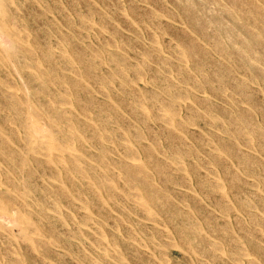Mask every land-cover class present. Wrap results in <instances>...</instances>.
I'll list each match as a JSON object with an SVG mask.
<instances>
[{
  "label": "rangeland",
  "instance_id": "374dc122",
  "mask_svg": "<svg viewBox=\"0 0 264 264\" xmlns=\"http://www.w3.org/2000/svg\"><path fill=\"white\" fill-rule=\"evenodd\" d=\"M58 1L59 0H0V127L2 126L0 128V142L5 139L2 142L3 144L0 143V145H2V147H0V200L2 202V206L5 207L6 211L8 210V214L13 216L15 221H13V223L12 221L8 222L0 218V264H21V262L22 264H119L120 262L123 264H252L253 262L254 264H264V0H179L180 2L178 0H60L59 3ZM6 6L10 10H7ZM94 11L95 13H92ZM256 12L258 13V16ZM85 14L88 15V17ZM148 15H150V17ZM85 16L87 20L85 19ZM68 17H70V19ZM151 17L153 20H151ZM10 19L11 21L14 20L15 23L18 21L16 26L13 24L14 21L11 22ZM81 22L85 23L83 24ZM97 22H99L100 25ZM135 22H137V24H135ZM183 23L184 25H182ZM12 25L15 27L13 26V28ZM5 27L7 30H5ZM10 27H12V29ZM85 29H87V31ZM116 30H118V32ZM192 30L195 33H193ZM23 31H25V34ZM114 31L115 33L117 32L116 34L118 35L115 36ZM196 33L197 36L195 35ZM140 34L143 36V39ZM81 35L82 38H84L83 40L81 39ZM85 35H88L89 39H87ZM25 36L27 38L29 37V39H25ZM228 36L230 37L229 40H227ZM128 38L131 40V43ZM153 38H155L154 42L152 40ZM241 38H244V40L247 42ZM6 39L10 41V43H8ZM64 39L66 44L64 43ZM231 39L232 41H230ZM102 40H105V44L108 43L107 46L109 44L110 45L107 47L104 44V46L103 43H101L103 42ZM146 40L150 41L147 42ZM3 41L7 44H5ZM222 42H224V44ZM31 43L34 44L33 46L35 48ZM114 43L117 44V47ZM169 44L171 46H169ZM217 44L220 45L218 48L215 47ZM111 45L115 46V48L111 47ZM60 46L61 48H59ZM221 46L223 50L225 48L224 51L221 49ZM18 47L21 48V54H18L19 52L17 53V51L20 50ZM227 48L229 50H227ZM183 49L186 51L189 49L187 51L188 53H186V51ZM220 49L222 51H220ZM52 50H54L55 53H53ZM98 50L101 51L102 54H100L101 52L99 53ZM24 51L25 53L27 51L26 55L23 53ZM29 54L31 55L29 56ZM170 54L173 56L171 57ZM220 54H222V56ZM14 55L19 58L14 57ZM44 55H48L49 57ZM50 55L53 59H51ZM145 55H150V58H145ZM1 56L3 57V60ZM90 57H93L95 61H92L93 58L91 59ZM134 58L136 59L135 61ZM151 58L154 60L152 61ZM112 59L116 60V62H113ZM162 59H164V61ZM169 59H171V62ZM254 59H258L259 63H257V60L255 62ZM88 60L90 61L88 62ZM182 60L183 62L181 63ZM228 60L231 63H228ZM15 61H17L16 63L19 65H16V63H14ZM20 61L23 62L21 63ZM37 61L39 62L37 63ZM91 61L94 62V64L91 63ZM218 61L219 64L217 63ZM34 62L37 64H34ZM120 62H123V64ZM165 62L168 63L165 64ZM69 63L70 65H68ZM74 63L75 66L73 65V67H71ZM54 65L58 67L55 69ZM120 65H123L124 67L120 68ZM145 65L147 67H145ZM89 66L92 70L89 69ZM161 66L162 70L160 69ZM6 67L8 68L6 69ZM31 67H36V70ZM148 67H150V70ZM239 67L243 68L240 70ZM247 67L249 68L247 69ZM126 68L127 72L125 71ZM178 68L180 69L179 71H177ZM100 69H102V71ZM112 69H114V72ZM168 69L170 71H167ZM50 70L51 73H49ZM116 71H118V74H115ZM121 71L124 72V75L126 74V77L121 73ZM141 72L143 74H141ZM167 72L168 74H166ZM169 72L171 73L169 74ZM193 72H195V74ZM45 73L46 76H44ZM111 74L114 79L112 78ZM144 74H146V76ZM161 74L163 76H161ZM56 75L57 78H55ZM61 76H63V78ZM195 76L199 79L194 80ZM48 77L49 79H46ZM86 77H89L91 81L86 82L87 80H90ZM144 77L147 78L145 79ZM206 77L208 78V81H206ZM251 77L252 79H250ZM19 79L23 82L22 84ZM12 80H14L13 83L11 82ZM179 80L183 82L180 83ZM125 81L126 83H124ZM198 82L199 84L197 85ZM212 82L214 85H212ZM88 83L91 85L89 86ZM255 83H258V85ZM167 84L170 86H167ZM11 85L14 87H11ZM15 85H18L19 88L17 86L15 87ZM199 85L202 86L200 87ZM172 86L174 89H172ZM197 86L199 89H197ZM223 86L226 87L224 88ZM43 87L45 88V92L43 91ZM166 88L167 90H165ZM40 89H42L43 92H41ZM221 89H223L222 92ZM99 90L100 92L102 91L103 94L96 93ZM121 90L123 91V94ZM178 91H181L182 94L178 93ZM14 92L16 94H14ZM174 92L178 94H173ZM104 93L106 95L108 93V97L104 95ZM169 93L172 95H168ZM190 94L194 95L195 98L193 99L194 96L192 97ZM229 94L233 96L231 97L230 95L232 100L229 97ZM6 96L7 98H5ZM16 96H18L17 102L15 100L17 99ZM169 96L175 97L172 99L173 97L170 98ZM37 99L39 101L36 104ZM64 99L65 101H68H66L67 104L65 103ZM58 100L62 101L58 102ZM79 100H81L82 103H80ZM208 100L211 101L209 102ZM18 101H20L19 105ZM22 101H24L23 103L25 104H23ZM60 102L61 104H59ZM116 102H118V104ZM134 102L137 103V105ZM169 103L171 106H169ZM21 106L23 109L20 108ZM229 106H231V108ZM48 107L50 108L48 109ZM171 107L176 111L174 112ZM81 108L84 109L82 110ZM168 108L169 110H167ZM41 109H43V111H41ZM64 109H66L65 112ZM134 109L137 110L134 111ZM160 109H162V111ZM85 112L88 113L85 114ZM39 113L43 115L40 116ZM62 113H64L63 115L65 118L63 117ZM82 113L84 114L82 115ZM173 113H175L177 116ZM231 113L232 115H230ZM21 114H24V116ZM49 114L56 121H54L52 117L49 116ZM150 114L152 115L150 116ZM154 115H159L158 118L161 117V120L157 119V117ZM35 116L39 119L43 117V119L41 118L40 121L45 125L47 130L49 129L50 137L53 141L51 147L43 144L37 134L33 132L29 122L31 119H36ZM58 116L63 118V120L58 118L61 120V122L57 119ZM190 116L193 120L189 118ZM194 116L197 119H195ZM10 117L12 119L9 121ZM187 117L189 120H187ZM236 117H240V119ZM50 118L52 120H50ZM115 118L117 120H115ZM147 118H149V122L147 121ZM167 118H169L168 121ZM69 119L71 120L70 123ZM237 119L239 122H237ZM143 120L147 122L143 123ZM23 121L25 122L23 123ZM164 121L168 124H166ZM189 121H192L191 125ZM243 121L244 124L242 123ZM56 122L57 124L55 125ZM93 123L95 125L97 124L96 127H94L95 125ZM177 123L181 126L183 124V130ZM214 125L217 127H214ZM137 127H141V129H138ZM178 128L181 130H176ZM240 128L241 130H238ZM252 128L255 133L253 132ZM258 128L261 129L259 130ZM25 129L26 132L24 131ZM53 129L55 132L57 131L56 133H58V136ZM61 129L65 131H62ZM111 130L113 132H111ZM126 130L130 132H127ZM140 130H143L142 133L144 134H141ZM157 130L158 132H156ZM241 132L243 133L240 134ZM26 133L30 139L26 136ZM74 133L76 135H74ZM105 134L107 136H105ZM132 134L135 136L134 139ZM135 134L137 136L140 135L139 139H136L137 136ZM254 134L256 135L254 136ZM68 135L69 138L71 137L70 139L67 137ZM130 136H132V138ZM252 136H254V138ZM8 137L14 142H11ZM91 137L93 138L90 139ZM64 138L65 141L68 140L65 142L66 144L63 142ZM106 138H108V142ZM23 140L24 142L26 141V144H28L24 145L25 143ZM69 140L72 142L68 143ZM60 142L62 144H60ZM158 142H160V144H158ZM56 143L60 148L57 147ZM38 144L41 148L38 147ZM155 144L157 145V150L155 149ZM149 145L151 146L149 147ZM190 145H192V148L194 147L192 151ZM16 146L20 147L17 148ZM25 146H27L26 149ZM35 146L40 149V153L38 148L36 149ZM250 146L251 148H249ZM97 149L101 150L98 151ZM195 149H197L198 153ZM220 149L222 153L220 152ZM177 150L179 154L177 153ZM15 151L17 152L15 153ZM164 151L167 152L166 156H164ZM188 151L189 154L187 153ZM12 152L15 154V156ZM229 152H231L232 155ZM53 154H57V156H54ZM123 154L126 155L123 156ZM227 154L229 155L227 156ZM19 155H23L24 157H19ZM12 157L14 159H12ZM103 157L105 160H103ZM173 158H178L179 160L177 159V161ZM73 159L74 161H72ZM115 161L117 166L115 165ZM143 161L146 163H143ZM58 162L63 166L61 167ZM213 163H217L218 168H216V164L213 166ZM104 164H106V166ZM131 164L134 165L131 167ZM7 165L10 166V168L7 167ZM107 165L108 168H106ZM111 165H115L116 168H113L114 166ZM126 165H129L130 171ZM64 166L68 167L66 169L69 171H67ZM91 166L97 168V170L93 169ZM135 166H139V168ZM155 167L157 169V173L154 171ZM33 168H37V171L34 169L37 174L33 172ZM72 168L73 172H71ZM104 168L110 175L107 174ZM141 168L144 169L141 170ZM74 169L80 170L75 171ZM91 169L92 171L95 170V173L90 171ZM114 170L115 172L112 173ZM139 170H144L143 174ZM243 170L248 174H246ZM29 171L32 172L30 173ZM43 171L44 173L42 174ZM57 171L59 172L57 173ZM88 171L90 172L88 173ZM126 171L129 172L126 173ZM5 172L7 176L5 175ZM210 172L211 175L209 174ZM15 174L18 177L14 176ZM66 174H68L67 177ZM157 174H160V176H157ZM214 174L217 175V178ZM233 174H235V177ZM3 175L6 176V178L3 177ZM42 175L44 176L43 178ZM45 175L48 176L46 177ZM114 175L115 177H113ZM147 175H149V177ZM165 175L167 177H165ZM236 175L238 176L236 177ZM124 176L125 178H123ZM129 176L130 179H128ZM8 177L11 179L8 180ZM22 177L24 178L23 180ZM93 177L95 178L94 181H92ZM132 179L136 181L134 182ZM5 180L6 183L4 184ZM96 180L99 182L95 183ZM125 180L130 182V186ZM146 180H148V182ZM101 181H105V183L103 184ZM116 182L117 184H115ZM136 182H139V185L136 186ZM169 182H171V184ZM247 182L249 185L246 184ZM252 182L255 185L257 184L256 187L255 185L254 187H251V185L253 186ZM88 183L91 185H88ZM101 184H103L104 188L101 187ZM189 184H191V186ZM17 185L20 187H18L19 190H16ZM61 186L62 188H60ZM106 186L109 188L106 189ZM138 187L141 188V191L138 189ZM112 188L113 190L116 189V191H113ZM55 190H57L59 193H57ZM108 190L112 191L109 192ZM155 191L160 192L156 195ZM3 192L4 194H1ZM146 196H148V200ZM78 197L79 199L76 200ZM8 201L12 202L7 204ZM90 201H93V203H90ZM151 203L154 206H152ZM53 204L55 205L53 206ZM241 204L245 206V208L243 206L241 207ZM22 206L25 208V210ZM232 208L234 209L232 210ZM239 211H241L243 214L239 213ZM29 213L32 215L30 216ZM97 219L98 221H96ZM146 219L148 221H146ZM160 220L162 222H160ZM227 220L229 221L228 223L226 222ZM197 221L200 223H197ZM196 223L197 227H193L192 225ZM30 224L33 226V228ZM228 224L230 225L228 226ZM221 226H223V229ZM232 226L234 231L230 230L232 229ZM198 228L202 230L201 233ZM71 231H73V233H71ZM97 234L102 235L100 237ZM52 235L56 241L53 239ZM168 235H172V237H169ZM22 237H24V239ZM34 238H36L38 241ZM172 238L173 240H171ZM178 238L182 239V241H180ZM216 238L219 241L216 240ZM34 240L37 243H35ZM39 240L41 241L39 242ZM52 240L55 241V243ZM188 241H192L193 243H190L189 245ZM218 242L219 244H217ZM166 243L171 246H168ZM179 243H181L182 246H179ZM42 245L45 246L43 247ZM145 245H147V247ZM213 245L216 247L213 248ZM219 245H222V250H220L221 246ZM46 246L50 248L48 249ZM242 247L244 251L241 250ZM13 249L15 253L13 252ZM162 251H165L166 256L167 254L168 256L166 257L164 252V254H162ZM237 252L239 256H237ZM252 254L254 255L252 256ZM160 257L161 259H159ZM212 257H215V261L212 259ZM15 258L18 259L16 260ZM259 258H261V261ZM253 259L256 261H252ZM199 261H201V263Z\"/></svg>",
  "mask_w": 264,
  "mask_h": 264
},
{
  "label": "bare ground",
  "instance_id": "6f19581e",
  "mask_svg": "<svg viewBox=\"0 0 264 264\" xmlns=\"http://www.w3.org/2000/svg\"><path fill=\"white\" fill-rule=\"evenodd\" d=\"M9 1H10V0H9ZM36 1H39V0H36ZM59 1H60V0H59ZM59 1H58V3H59ZM144 1H145V0H144ZM178 1H179V0H178ZM46 2H47V1H46ZM121 2H122V1H121ZM179 2H180V1H179ZM191 2H192V1H191ZM258 2H259V1H258ZM61 3H62V2H61ZM188 3H189V2H188ZM260 4H261V3H260ZM46 5H47V4H46ZM122 5H123V4H122ZM114 6H115V5H114ZM108 7H109V6H108ZM192 7H193V5H192ZM248 7H249V6H248ZM6 8H7V10L9 9L7 6H6ZM48 8H49V7H48ZM62 8H63V6H62ZM89 8H91V7H89ZM128 8H129V7H128ZM162 8H163V7H162ZM173 8H174V7H173ZM175 8H176V7H175ZM232 8H233V7H232ZM253 8H254V7H253ZM258 8H259V7H258ZM263 8H264V7H263ZM45 9H46V8H45ZM50 9H51V8H50ZM123 9H124V7H123ZM9 10H10V9H9ZM16 10H17V9H16ZM64 10H65V9H64ZM110 10H111V9H110ZM118 10H119V9H118ZM167 10H168V9H167ZM176 10H177V9H176ZM120 11H121V10H120ZM259 11H260V10H259ZM10 12H11V11H10ZM46 12H47V11H46ZM48 12H49V10H48ZM98 12H99V11H98ZM111 12H113V11H111ZM114 12H115V11H114ZM159 12H161V11H159ZM49 13H50V12H49ZM51 13H52V12H51ZM92 13H95V11L92 12ZM99 13H100V12H99ZM104 13H105V12H104ZM108 13H109V12H108ZM125 13H126V12H125ZM161 13H162V12H161ZM249 13H250V11H249ZM249 13H247V14H249ZM252 13H253V12H252ZM256 13H257V12H256ZM78 14H79V13H78ZM80 14H81V13H80ZM253 14H254V13H253ZM253 14H250V15H253ZM51 15H53V14H51ZM83 15H84V14H83ZM85 15H86V14H85ZM94 15H95V14H94ZM156 15H157V14H156ZM159 15H161V14H159ZM168 15H169V14H168ZM174 15H175V14H174ZM219 15H220V14H219ZM259 15H260V14H259ZM13 16H14V15H13ZM86 16L88 17V15H86ZM86 16H85V19H86ZM98 16H99V15H98ZM125 16H126V15H125ZM148 16L150 17V15H148ZM169 16H170V15H169ZM176 16H177V15H176ZM204 16H205V15H204ZM257 16H258V13H257ZM77 17H78V16H77ZM79 17H80V16H79ZM83 17H84V16H83ZM100 17H101V16H100ZM109 17H110V16H109ZM173 17H174V16H173ZM179 17H180V16H179ZM16 18H17V17H16ZM68 18L70 19V17H68ZM80 18H81V17H80ZM167 18H168V17H167ZM13 19H14V17H13ZM13 19H12V20H13ZM69 19H68V21H69ZM88 19H89V18H88ZM93 19H94V18H93ZM112 19H113V18H112ZM255 19H256V18H255ZM14 20H15V19H14ZM14 20H13V21H14ZM86 20H87V19H86ZM103 20H104V19H103ZM113 20H115V19H113ZM151 20H153L152 17H151ZM10 21H11V19H10ZM10 21H9V22H10ZM13 21H11V22H13ZM81 21H82V20H81ZM83 21H84V20H83ZM174 21H175V19H174ZM9 22H8V23H9ZM17 22H18V21H17ZM17 22H16V23H17ZM74 22H75V20H74ZM104 22H105V21H104ZM144 22H145V21H144ZM181 22H183V21H181ZM239 22H240V21H239ZM255 22H256V21H255ZM16 23H15V21L13 22V24H15V26H16ZM72 23H73V22H72ZM81 23H83V22H81ZM84 23H85V22H84ZM84 23H83V24H84ZM93 23H94V21H93ZM97 23L100 25L99 22H97ZM115 23H116V22H115ZM263 23H264V22H263ZM10 24H11V23H10ZM10 24H9V25H10ZM18 24H19V23H18ZM83 24H82V25H83ZM88 24H89V23H88ZM98 24H96V25H98ZM119 24H120V23H119ZM135 24H137V22H135ZM210 24H211V23H210ZM55 25H56V24H55ZM161 25H162V23H161ZM161 25H160V26H161ZM182 25H184V23H183ZM182 25H181V26H182ZM187 25H188V24H187ZM13 26H14V25H12V27H13ZM15 26H14V27H15ZM22 26H23V25H22ZM80 26H81V25H80ZM84 26H85V25H84ZM86 26H87V25H86ZM90 26H91V24H90ZM101 26H102V23H101ZM103 26H104V25H103ZM105 26H107V25H105ZM163 26H164V25H163ZM12 27H10V28L12 29ZM14 27H13V28H14ZM99 27H100V26H99ZM157 27H158V26H157ZM157 27H156V28H157ZM5 28H6V27H5ZM22 28H23V27H22ZM24 28H25V27H24ZM79 28H80V27H79ZM92 28H93V27H92ZM100 28H101V27H100ZM159 28H160V27H159ZM67 29H68V28H67ZM89 29H90V28H89ZM104 29H105V28H104ZM218 29H219V28H218ZM230 29H231V27H230ZM5 30H7V28H6ZM24 30H25V29H24ZM68 30H69V29H68ZM85 30L87 31V29H85ZM107 30H108V28H107ZM125 30H126V29H125ZM261 30H262V29H261ZM30 31H31V29H30ZM102 31H103V30H102ZM116 31L118 32V30H116ZM128 31H130V30H128ZM145 31H146V30H145ZM192 31H193V30H192ZM23 32H24V34H25V31H23ZM82 32H83V30H82ZM117 32H116V33H117ZM130 32H131V31H130ZM163 32H164V31H163ZM30 33H31V32H30ZM105 33H106V32H105ZM112 33H113V31H112ZM114 33H115V31H114ZM116 33H115V36L118 35V34H116ZM128 33H129V32H128ZM193 33H195V32L193 31ZM18 34H19V33H18ZM27 34H28V33H27ZM106 34H107V33H106ZM136 34H137V32H136ZM142 34H143V33H142ZM146 34H147V33H146ZM73 35H74V34H73ZM73 35H72V39H73ZM100 35H101V34H100ZM100 35H99V37H100ZM112 35H113V34H112ZM112 35H111V37H112ZM154 35H155V33H154ZM195 35L197 36V33H196ZM232 35H233V33H232ZM1 36H2V34H1ZM19 36H20V35H19ZM28 36H29V34H28ZM50 36H51V35H50ZM85 36H86V35H85ZM92 36H93V35H92ZM136 36H137V35H136ZM140 36H141V34H140ZM140 36H139V37H140ZM160 36H161V35H160ZM261 36H262V35H261ZM25 37H26V36H25ZM64 37H65V36H64ZM83 37H84V36H83ZM93 37H94V36H93ZM113 37H114V36H113ZM141 37H142V39H143V36H141ZM204 37H205V36H204ZM257 37H258V36H257ZM2 38H3V37H2ZM4 38H5V37H4ZM19 38H20V37H19ZM65 38H66V37H65ZM68 38H69V37H68ZM86 38L89 39V38H88V35L86 36ZM20 39H21V38H20ZM23 39H24V36H23ZM25 39H29V37H28V38L26 37ZM66 39H67V38H66ZM81 39H82V40L84 39V38H82V35H81ZM97 39H99V38H97ZM104 39H106V38H104ZM128 39H129V38H128ZM142 39H141V40H142ZM154 39H155V38L152 39L153 42H154ZM157 39H158V38H157ZM201 39H204V38H201ZM218 39H219V38H218ZM229 39H230V37L228 36V39H227V40H229ZM241 39L244 40V38H241ZM78 40H79V39H78ZM129 40H130V39H129ZM199 40H200V39H199ZM221 40H222V39H221ZM6 41H8V40L6 39ZM21 41H22V40H21ZM50 41H51V40H50ZM62 41H63V40H62ZM102 41H103V40H102ZM104 41H105V40H104ZM104 41L101 42V43H103V45L105 44ZM107 41H108V40H107ZM120 41H121V40H120ZM142 41H143V40H142ZM146 41H147V40H146ZM149 41H150V40H148L147 42H149ZM172 41H173V40H172ZM200 41H201V40H200ZM212 41H213V40H212ZM216 41H217V40H216ZM230 41H232V39H231ZM244 41H246V40H244ZM3 42H4V41H3ZM80 42H81V41H80ZM83 42H84V41H83ZM143 42H144V41H143ZM219 42H221V41H219ZM227 42H228V41H227ZM246 42H247V41H246ZM4 43H5V42H4ZM8 43H10V41H8ZM62 43H63V42H62ZM64 43H65V39H64ZM115 43H116V42H115ZM115 43H114V44H115ZM130 43H131V40H130ZM162 43H164V42H162ZM170 43H172V42H170ZM222 43L224 44V42H222ZM233 43H234V42H233ZM233 43H232V44H233ZM5 44H7V43H5ZM31 44H32V43H31ZM65 44H66V43H65ZM94 44H95V43H94ZM107 44H108V43H107ZM107 44H105V45L107 46ZM114 44H113V45H114ZM124 44H126V43H124ZM124 44H123V46H124ZM151 44H152V42H151ZM153 44H154V43H153ZM191 44H192V43H191ZM194 44H195V43H194ZM207 44H208V43H207ZM8 45H9V44H8ZM33 45H34V44H32V46H33ZM50 45H52V44H50ZM88 45H90V44H88ZM88 45H87V46H88ZM105 45H104V46H105ZM109 45H110V44H109ZM109 45H108V46H109ZM192 45H193V44H192ZM199 45H200V44H199ZM19 46H20V45H19ZM38 46H39V45H38ZM68 46H69V44H68ZM96 46H97V45H96ZM108 46H107V47H108ZM115 46L117 47V44H115ZM115 46H112V45H111V47H114V48H115ZM127 46H128V45H127ZM129 46H130V44H129ZM169 46H171V45L169 44ZM179 46H180V45H179ZM181 46H182V45H181ZM209 46H210V44H209ZM218 46H220V45L217 44L215 47L218 48ZM223 46H224V45H223ZM234 46H235V44H234ZM246 46H247V45H246ZM25 47H26V46H25ZM25 47H24V48H25ZM33 47H34V46H33ZM90 47H92V46H90ZM98 47H99V46H98ZM121 47H122V46H121ZM159 47H160V42H159ZM159 47H158V49H159ZM175 47H176V46H175ZM211 47H212V45H211ZM215 47H214V48H215ZM242 47H243V45H242ZM18 48H19L20 50L17 51V53L19 52L18 54H21V52H22V51H21V48H20V47H18ZM34 48H35V47H34ZM36 48H37V47H36ZM54 48H55V47H54ZM59 48H61V46H60ZM103 48H105V47H103ZM183 48H184V47H183ZM214 48H213V49H214ZM223 48H224V47H223ZM16 49H17V48H16ZM22 49H23V48H22ZM88 49H89V48H88ZM97 49H98V48H97ZM100 49H102V48H100ZM105 49H106V48H105ZM105 49H104V50H105ZM118 49H119V48H118ZM153 49H155V48H153ZM221 49H222V46H221ZM221 49H220V51L223 50V49H222V50H221ZM237 49L239 50L238 47H237ZM2 50H3V49H2ZM17 50H18V49H17ZM24 50H25V49H24ZM38 50H39V49H38ZM38 50H37V51H38ZM48 50H49V47H48ZM59 50H60V49H59ZM63 50H64V49H63ZM89 50H90V49H89ZM92 50H93V49H92ZM92 50H91V51H92ZM119 50H121V49H119ZM183 50H185V49H183ZM188 50H189V49H188ZM188 50H187V51H188ZM209 50H210V49H209ZM224 50H225V48H224ZM224 50H223V51H224ZM227 50H229V49L227 48ZM27 51H28V50H27ZM27 51H26V53H25V51H24L23 53H25V55H26V54H27ZM31 51H32V50H31ZM35 51H36V50H35ZM52 51H53V53H55L54 50H52ZM52 51H51V52H52ZM78 51H79V50H78ZM98 51H99V50H98ZM124 51H125V50H124ZM124 51H123V52H124ZM130 51H132V50H130ZM165 51H166V49H165ZM185 51H186V50H185ZM187 51H186V53H188ZM207 51H208V50H207ZM207 51H206V53H207ZM212 51H213V50H212ZM218 51H219V50H218ZM257 51H258V50H257ZM5 52H6V51H5ZM33 52H34V51H33ZM48 52H49V51H48ZM80 52H81V51H80ZM92 52H93V51H92ZM100 52H101V51H99V53H100ZM106 52H107V51H106ZM108 52H110V51H108ZM133 52H134V51H133ZM140 52H141V51H140ZM210 52H211V51H210ZM29 53H30V52H29ZM125 53H127V52H125ZM143 53H144V51H143ZM179 53H180V50H179ZM208 53H209V52H208ZM211 53H212V52H211ZM217 53H218V52H217ZM219 53H222V52H219ZM227 53H228V52H227ZM3 54H4V52H3ZM51 54H52V53H51ZM82 54H83V53H82ZM100 54H102V52H101ZM110 54H111V53H110ZM141 54H142V53H141ZM144 54H145V53H144ZM153 54H154V53H153ZM209 54H210V53H209ZM209 54H208V55H209ZM8 55H9V54H8ZM30 55H31V54H29V56H30ZM150 55H151V53H150ZM150 55H149V56H146V55H145V58H146V57H149V58H150ZM216 55H217V54H216ZM220 55L222 56V54H220ZM22 56H23V55H22ZM44 56L49 57L48 55H44ZM50 56H51V55H50ZM54 56H55V55H54ZM72 56H73V52H72ZM77 56H78V55H77ZM98 56H99V54H98ZM112 56H114V55H112ZM139 56H141V55H139ZM170 56H171V54H170ZM172 56H173V55H172ZM172 56H171V57H172ZM189 56H190V55H189ZM229 56H230V55H229ZM1 57H2V56H1ZM8 57H9V56H8ZM14 57H17V56L14 55ZM33 57H34V56H33ZM33 57H32V58H33ZM36 57H37V54H36ZM41 57H42V56H41ZM41 57H40V59H41ZM66 57H67V56H66ZM103 57H104V56H103ZM103 57H102V58H103ZM107 57H109V56H107ZM115 57H116V56H115ZM151 57H152V56H151ZM207 57H208V56H207ZM218 57H219V54H218ZM230 57H232V56H230ZM17 58H19V57H17ZM54 58H55V57H54ZM61 58H62V57H61ZM90 58L92 59L93 57H90ZM117 58H118V57H117ZM124 58H125V56H124ZM131 58H132V57H131ZM159 58H160V57H159ZM177 58H178V56H177ZM222 58H223V57H222ZM255 58H256V56H255ZM22 59H23V58H22ZM27 59H28V58H27ZM29 59H30V58H29ZM37 59H38V58H37ZM37 59H36V60H37ZM44 59H45V58H44ZM51 59H53L52 56H51ZM88 59H89V58H88ZM104 59H105V57H104ZM113 59H114V57H113ZM113 59H112V61H113V62H116V60H113ZM151 59H152V58H151ZM157 59H158V58H157ZM166 59H167V58H166ZM181 59H182V58H181ZM190 59H191V57H190ZM2 60H3V57H2ZM2 60H1V61H2ZM36 60H35V62H36ZM45 60H46V59H45ZM48 60H49V58H48ZM55 60H56V59H55ZM65 60H66V59H65ZM117 60H118V59H117ZM135 60H136V59L134 58V61H135ZM153 60H154V59H152V61H153ZM162 60L164 61V59H162ZM162 60H161V62H162ZM170 60H171V59H169V61H170ZM178 60H179V58H178ZM233 60H234V59H233ZM254 60H255V59H254ZM256 60H257V63H259L258 59H256ZM256 60H255V62H256ZM18 61H19V60H18ZM59 61H60V60H59ZM89 61H90V60H88V62H89ZM92 61H95L94 58H93ZM92 61H91V63L94 64V62H92ZM103 61H104V60H103ZM112 61H111V62H112ZM118 61H120V60H118ZM137 61H138V60H137ZM169 61H168V62H169ZM4 62H5V61H4ZM16 62H17V61H15L14 63H16ZM20 62H21V61H20ZM22 62H23V61H22ZM22 62H21V63H22ZM31 62H32V59H31ZM35 62H34V64H37L39 61H37V63H35ZM40 62H41V61H40ZM67 62H68V61H67ZM100 62H102V61H100ZM111 62H110V63H111ZM123 62H124V61H123ZM123 62H122V63L120 62V63L123 64ZM142 62H143V61H142ZM168 62H165V64L168 63ZM170 62H171V61H170ZM182 62H183V60L181 61V63H182ZM229 62H230V61L228 60V63H229ZM234 62H235V61H234ZM251 62H252V61H251ZM5 63H6V62H5ZM70 63H71V62H70ZM70 63H69L68 65H70ZM75 63H76V62H75ZM75 63L72 64L71 67H73V65L75 66ZM98 63H99V62H98ZM106 63H107V62H106ZM185 63H186V62H185ZM217 63L219 64V61H218ZM230 63H231V62H230ZM263 63H264V62H263ZM55 64H56V63H55ZM96 64H97V62H96ZM100 64H101V63H100ZM111 64H112V63H111ZM115 64H116V63H115ZM144 64H145V62H144ZM163 64H164V62H163ZM252 64H253V63H252ZM11 65H12V64H11ZM16 65H19V64L16 63ZM26 65H29V64H26ZM108 65H109V64H108ZM118 65H119V64H118ZM148 65H149V64H148ZM154 65H157V64H154ZM161 65H162V64H161ZM171 65H172V64H171ZM171 65H170V66H171ZM197 65H198V64H197ZM5 66H7V65H5ZM12 66H13V65H12ZM20 66H21V65H20ZM100 66H101V65H100ZM103 66H104V64H103ZM116 66H117V65H116ZM125 66H127V65H125ZM135 66H136V65H135ZM137 66H138V65H137ZM141 66H143V65H141ZM208 66H209V65H208ZM220 66H221V65H220ZM0 67H1V66H0ZM8 67H9V65H8ZM8 67H6V69H7ZM38 67H39V66H38ZM54 67H55V69H56V67H58V66H55V65H54ZM64 67H65V66H64ZM64 67H63V68H64ZM71 67H70V68H71ZM92 67H93V66H92ZM97 67H99V66H97ZM121 67H124V66H123V65H122V66L120 65V68H121ZM138 67H139V66H138ZM143 67H144V66H143ZM145 67H147V66L145 65ZM179 67H180V66H179ZM221 67H222V66H221ZM235 67H237V66H235ZM235 67H234V68H235ZM243 67H244V65H243ZM243 67H241V68H243ZM12 68H14V67H12ZM26 68H27V67H26ZM31 68H34V67H31ZM67 68H68V67H67ZM94 68H95V67H94ZM100 68H101V67H100ZM133 68H134V67H133ZM149 68H150V67H148V69H149ZM182 68H185V67H182ZM231 68H232V67H231ZM239 68H240V67H239ZM239 68H238V69H239ZM241 68H240V70H241ZM244 68H245V67H244ZM248 68H249V67H247V69H248ZM34 69L36 70V67H35ZM38 69H39V68H38ZM48 69H49V67H48ZM72 69H73V68H72ZM72 69H71V70H72ZM89 69L92 70L90 66H89ZM140 69H141V67H140ZM160 69L162 70V66H161ZM180 69H181V67H180ZM180 69L178 68L177 71H179ZM202 69H203V68H202ZM11 70H15V69H11ZM65 70H66V69H65ZM71 70H70V71H71ZM75 70H76V69H75ZM77 70H78V69H77ZM100 70L102 71V69H100ZM113 70H114V69H112V71H113ZM115 70H116V67H115ZM142 70H144V69H142ZM142 70H141V71H142ZM149 70H150V69H149ZM187 70H188V69H187ZM245 70H246V68H245ZM38 71H41V70H38ZM43 71H44V70H43ZM52 71H53V69H52ZM78 71H79V70H78ZM125 71L127 72V68H126ZM135 71H136V70H135ZM167 71H170V70L168 69ZM196 71H197V70H196ZM199 71H203V70H199ZM57 72H58V70H57ZM71 72H72V71H71ZM95 72H96V71H95ZM113 72H114V71H113ZM116 72H117V73H116ZM116 72H115V74H118V71H116ZM142 72H143V71H142ZM142 72H141V74H143ZM157 72H158V71H157ZM157 72H156V73H157ZM228 72H229V71H228ZM230 72H231V71H230ZM17 73H18V72H17ZM17 73H16V75H17ZM49 73H51V70L49 71ZM121 73L123 74L124 72L121 71ZM136 73H137V71H136ZM136 73H135V74H136ZM144 73H145V72H144ZM158 73H159V72H158ZM170 73H171V72H169V74H170ZM179 73H180V72H179ZM181 73H182V70H181ZM193 73L195 74V72H193ZM199 73H200V72H199ZM40 74H42V73H40ZM43 74H44V73H43ZM64 74H65V73H64ZM73 74H74V73H73ZM137 74H138V73H137ZM141 74H140V75H141ZM166 74H168V72H167ZM216 74H217V72H216ZM218 74H219V73H218ZM53 75H54V73H53ZM57 75H58V74H57ZM57 75H56L55 78H57ZM62 75H63V74H62ZM80 75H81V73H80ZM83 75H84V74H83ZM96 75H98V74H96ZM119 75H120V73H119ZM123 75H124V74H123ZM125 75H126V74H125ZM125 75H124V76H125ZM144 75L146 76V74H144ZM175 75H176V74H175ZM202 75H203V74H202ZM221 75H222V74H221ZM230 75H231V74H230ZM245 75H246V74H245ZM18 76H19V74H18ZM44 76H46V73H45ZM84 76H86V75H84ZM108 76H110V75H108ZM111 76H112V74H111ZM136 76H137V75H136ZM161 76H163V75L161 74ZM203 76H204V75H203ZM205 76H207V75H205ZM242 76H243V75H242ZM40 77H41V76H40ZM40 77H39V79H40ZM61 77L63 78V76H61ZM77 77H78V76H77ZM80 77H81V76H80ZM80 77H79V78H80ZM98 77H99V76H98ZM125 77H126V76H125ZM127 77H128V76H127ZM176 77H177V76H176ZM207 77H208V76H207ZM207 77H206V79H207L206 81H208V78H207ZM243 77H244V76H243ZM43 78H44V77H43ZM64 78H66V77H64ZM83 78H84V77H83ZM86 78H87V77H86ZM88 78H89V77H88ZM88 78H87V79H88ZM95 78H97V77H95ZM112 78H113V76H112ZM112 78H111V79H112ZM115 78H116V77H115ZM133 78H134V77H133ZM133 78H131V79H133ZM144 78L146 79L147 77H144ZM166 78H167V77H166ZM195 78H196V79H195ZM195 78H194V80L199 79V78H197L196 76H195ZM46 79H49V77L46 78ZM60 79H61V78H60ZM60 79H59V80H60ZM89 79H90V78H89ZM98 79H99V78H98ZM101 79H102V78H101ZM113 79H114V78H113ZM139 79H140V78H139ZM156 79H157V77H156ZM177 79H178V77H177ZM177 79H176V80H177ZM183 79H184V78H183ZM203 79H204V78H203ZM250 79H252V77H251ZM19 80H20V79H19ZM44 80H45V78H44ZM82 80H84V79H82ZM103 80H104V78H103ZM103 80H101V81H103ZM128 80H129V79H128ZM135 80H136V79H135ZM141 80H142V78H141ZM152 80H153V79H152ZM152 80H151V81H152ZM154 80H155V79H154ZM158 80H159V79H158ZM2 81H3V80H2ZM13 81H14V80H12L11 82L13 83ZM20 81H21V80H20ZM42 81H43V80H42ZM84 81H85V80H84ZM88 81H91V79H90V80H87L86 82H88ZM111 81H112V80H111ZM121 81H122V80H121ZM130 81H131V80H130ZM136 81H137V80H136ZM145 81H146V80H145ZM148 81H149V80H148ZM179 81H180V80H179ZM185 81H186V80H185ZM198 81H199V80H198ZM203 81H204V80H203ZM203 81H202V82H203ZM242 81H244V80H242ZM251 81H253V80H251ZM4 82H5V81H4ZM45 82H46V81H45ZM58 82H59V81H58ZM80 82H81V80H80ZM133 82H135V81H133ZM155 82H156V81H155ZM155 82H154V83H155ZM165 82H166V81H165ZM165 82H164V83H165ZM182 82H183V81H182ZM182 82L180 81V83H182ZM22 83H23V82L21 81V84H22ZM53 83H54V82H53ZM53 83H52V84H53ZM124 83H126V81H125ZM146 83H147V82H146ZM167 83H168V82H167ZM210 83H211V82H210ZM7 84H8V83H7ZM7 84H6V85H7ZM42 84H43V83H42ZM42 84H41V85H42ZM47 84H48V82H47ZM80 84H81V83H80ZM86 84H87V83H86ZM110 84H111V83H110ZM184 84H185V83H184ZM193 84H194V83H193ZM198 84H199V82L197 83V85H198ZM205 84H206V83H205ZM208 84H209V83H208ZM208 84H207V85H208ZM218 84H219V83H218ZM241 84H242V82H241ZM255 84L258 85V83H255ZM1 85H2V84H1ZM6 85H3V86H6ZM23 85H24V84H23ZM41 85H40V86H41ZM55 85H56V84H55ZM55 85H54V86H55ZM77 85H78V84H77ZM88 85H89V83H88ZM90 85H91V84H90ZM90 85H89V86H90ZM96 85H97V82H96ZM96 85H95V86H96ZM153 85H154V84H153ZM186 85H187V84H186ZM203 85H204V84H203ZM212 85H214L213 82H212ZM7 86H8V85H7ZM16 86L18 87V85H15V87H16ZM42 86H43V85H42ZM44 86H45V85H44ZM167 86H170V85L167 84ZM175 86H177V85H175ZM195 86H196V85H195ZM199 86H200V85H199ZM201 86H202V85H201ZM201 86H200V87H201ZM205 86H206V85H205ZM243 86H244V85H243ZM11 87H14V86L11 85ZM23 87H24V86H23ZM23 87H22V88H23ZM61 87H62V86H61ZM155 87H156V86H155ZM197 87H198V86H197ZM219 87H220V86H219ZM219 87H218V88H219ZM223 87L225 88L226 86H223ZM239 87H240V85H239ZM246 87H247V86H246ZM249 87H250V86H249ZM18 88H19V87H18ZM76 88H77V87H76ZM91 88H92V87H91ZM118 88H119V87H118ZM162 88H163V87H162ZM192 88H193V87H192ZM220 88H221V87H220ZM220 88H219V89H220ZM44 89H45V88L43 87V91H44ZM97 89H98V88H97ZM156 89H157V88H156ZM159 89H160V88H159ZM170 89H171V87H170ZM172 89H174L173 86H172ZM175 89H176V87H175ZM194 89H195V87H194ZM197 89H199V87H198ZM197 89H196V91H197ZM202 89H203V88H202ZM202 89H200V90H202ZM23 90H24V89H23ZM40 90H41V92H43L42 89H40ZM46 90H47V89H46ZM65 90H66V89H65ZM65 90H64V91H65ZM103 90H104V89H103ZM138 90H139V89H138ZM165 90H167V88H166ZM186 90H187V89H186ZM222 90H223V89H221V92H222ZM0 91H1V90H0ZM60 91H61V90H60ZM108 91H110V90H108ZM124 91H125V90H124ZM136 91H137V90H136ZM143 91H144V90H143ZM145 91H146V90H145ZM160 91H161V89H160ZM163 91H164V90H163ZM204 91H205V90H204ZM204 91H203V92H204ZM219 91H220V90H219ZM18 92H19V91H18ZM39 92H40V91H39ZM39 92H38V93H39ZM44 92H45V91H44ZM93 92H94V91H93ZM121 92H122V94H123V91H122V90H121ZM138 92H139V91H138ZM138 92H137V93H138ZM223 92H224V91H223ZM232 92H233V91H232ZM260 92H261V91H260ZM3 93H4V92H3ZM6 93H7V92H6ZM26 93H27V92H26ZM66 93H68V92H66ZM66 93H64V94H66ZM89 93H90V91H89ZM96 93H102V91L100 92V90H99V91L96 92ZM105 93H106V92H105ZM105 93H104V95H106ZM110 93H111V92H110ZM112 93H113V92H112ZM139 93H140V92H139ZM162 93H163V92H162ZM178 93L182 94L181 91H180V92L178 91ZM178 93H175V92H174L173 94H178ZM189 93H190V92H189ZM191 93H192V92H191ZM198 93H199V92H198ZM234 93H235V92H234ZM258 93H259V92H258ZM4 94H5V93H4ZM12 94H13V93H12ZM14 94H16V93L14 92ZM43 94H44V93H43ZM76 94H77V93H76ZM102 94H103V93H102ZM102 94H101V95H102ZM170 94H171V93H169L168 95H170ZM2 95H3V94H2ZM10 95H11V94H10ZM67 95H68V94H67ZM99 95H100V94H99ZM107 95H108V93H107ZM107 95H106V96H107ZM156 95H157V93H156ZM156 95H154V96H156ZM171 95H172V94H171ZM190 95H191L192 97L194 96V95H192V94H190ZM230 95H231V94H229V97H230ZM235 95H236V94H235ZM250 95H251V94H250ZM250 95H249V96H250ZM4 96H5V95H4ZM53 96H54V95H53ZM60 96H62V95H60ZM139 96H140V95H139ZM144 96H145V95H144ZM154 96H153V97H154ZM159 96H160V95H159ZM166 96H167V95H166ZM183 96H184V95H183ZM183 96H182V97H183ZM263 96H264V95H263ZM16 97H17V99H15V100H16V102H17V100H18V96H16ZM27 97H28V96H27ZM33 97H34V96H33ZM48 97H49V96H48ZM79 97H80V95H79ZM102 97H103V96H102ZM107 97H108V96H107ZM142 97H143V96H142ZM145 97H146V96H145ZM145 97H144V98H145ZM169 97H170V96H169ZM172 97H173V96H172ZM172 97H170V98H172ZM174 97H175V96H174ZM174 97H173L172 99H174ZM187 97H188V96H187ZM231 97H233V96L231 95ZM231 97H230V98H231ZM252 97H253V96H252ZM5 98H7V96H6ZM59 98H60V97H59ZM112 98H113V97H112ZM133 98H134V97H133ZM140 98H141V97H140ZM144 98H143V99H144ZM194 98H195V96L193 97V99H194ZM198 98H199V97H198ZM198 98H197V100H198ZM213 98H215V97H213ZM230 98H229V99H230ZM66 99H67V98H66ZM79 99H80V98H79ZM134 99H135V98H134ZM137 99H139V98H137ZM193 99H192V100H193ZM199 99H200V98H199ZM203 99H204V98H203ZM21 100H22V99H21ZM21 100H20V101H21ZM23 100H24V99H23ZM26 100H27V99H26ZM113 100H114V98H113ZM132 100H133V99H132ZM139 100H140V99H139ZM146 100H147V99H146ZM148 100H149V99H148ZM151 100H152V99H151ZM156 100H157V99H156ZM195 100H196V99H195ZM231 100H232V98H231ZM233 100H235V99H233ZM20 101H18V105H19ZM38 101H39V100L37 99L36 104H37ZM53 101H54V100H53ZM59 101H62V100H58V102H59ZM64 101H65V99H64ZM66 101H67V100H66ZM66 101H65V103L67 104L68 101H67V102H66ZM75 101H76V100H75ZM77 101H78V100H77ZM111 101H112V100H111ZM130 101H131V99H130ZM134 101H135V100H134ZM143 101H144V100H143ZM161 101H162V100H161ZM173 101H174V100H173ZM208 101L210 102L211 100H208ZM220 101H221V100H220ZM262 101H263V100H262ZM23 102H24V101H22V103H23ZM79 102L82 103L81 100H79ZM144 102H145V101H144ZM149 102H150V100H149ZM247 102H248V101H247ZM39 103H40V102H39ZM77 103H78V102H77ZM116 103L118 104V102H116ZM122 103H123V102H122ZM134 103H135V102H134ZM138 103H139V102H138ZM155 103H156V102H155ZM170 103H171V102H170ZM170 103H169V106H171ZM207 103H208V102H207ZM240 103H242V102H240ZM23 104H25V103H23ZM28 104H29V103H28ZM40 104H41V103H40ZM40 104H39V105H40ZM42 104H44V103H42ZM47 104H48V102H47ZM59 104H61V102H60ZM59 104H56V105H59ZM135 104L137 105V103H135ZM163 104H164V102H163ZM215 104H216V103H215ZM224 104H225V103H224ZM26 105H27V104H26ZM86 105H88V104H86ZM106 105H107V104H106ZM160 105H161V104H160ZM173 105H174V103H173ZM173 105H172V106H173ZM195 105H196V104H195ZM204 105H205V102H204ZM217 105H218V104H217ZM13 106H14V105H13ZM50 106H51V104H50ZM94 106H97V105H94ZM115 106H116V105H115ZM120 106H121V105H120ZM140 106H141V105H140ZM167 106H168V105H167ZM175 106H176V104H175ZM247 106H248V105H247ZM250 106H251V105H250ZM4 107H5V106H4ZM29 107H30V105H29ZM40 107H41V106H40ZM85 107H86V106H85ZM111 107H112V106H111ZM116 107H117V106H116ZM121 107H122V106H121ZM173 107H174V106H173ZM182 107H183V106H182ZM207 107H208V106H207ZM213 107H214V106H213ZM229 107L231 108V106H229ZM237 107H238V106H237ZM5 108H6V107H5ZM20 108L23 109L22 106H21ZM33 108H34V107H33ZM41 108H42V107H41ZM49 108H50V107H48V109H49ZM87 108H88V107H87ZM122 108H123V107H122ZM164 108H165V107H164ZM171 108H172V107H171ZM174 108H175V107H174ZM176 108H177V107H176ZM179 108H180V106H179ZM184 108H185V106H184ZM186 108H187V107H186ZM251 108H252V107H251ZM253 108H254V107H253ZM11 109H12V108H11ZM15 109H16V108H15ZM15 109H14V110H15ZM22 109H21V110H22ZM24 109H26V108H24ZM37 109H38V108H37ZM81 109H82V108H81ZM83 109H84V108H83ZM83 109H82V110H83ZM95 109H96V108H95ZM99 109H100V107H99ZM108 109H109V107H108ZM110 109H111V108H110ZM153 109H154V107H153ZM153 109H152V110H153ZM158 109H159V108H158ZM172 109H173V108H172ZM208 109H209V107H208ZM256 109H257V107H256ZM16 110H17V109H16ZM16 110H15V112H16ZM56 110H57V109H56ZM65 110H66V109H64V112H65ZM97 110H98V109H97ZM123 110H124V109H123ZM136 110H137V109H134V111H136ZM160 110L162 111V109H160ZM165 110H166V109H165ZM167 110H169V108H168ZM167 110H166V111H167ZM170 110H171V109H170ZM173 110H174V112L176 111L175 109H173ZM178 110H179V109H178ZM212 110H213V109H212ZM8 111H9V110H8ZM36 111H37V110H36ZM41 111H43V109H41ZM75 111H76V110H75ZM132 111H133V110H132ZM179 111H181V110H179ZM187 111H188V110H187ZM230 111H231V110H230ZM232 111H233V110H232ZM249 111H250V109H249ZM2 112H3V111H2ZM25 112H26V110H25ZM27 112H28V110H27ZM38 112H39V111H38ZM44 112H45V111H44ZM44 112H42V113H44ZM55 112H56V111H55ZM58 112H59V111H58ZM76 112H77V111H76ZM101 112H102V111H101ZM143 112H145V111H143ZM191 112H192V111H191ZM204 112H205V111H204ZM87 113H88V112H87ZM87 113L85 112V114H87ZM102 113H103V112H102ZM177 113H178V112H177ZM237 113H238V112H237ZM44 114H45V113H44ZM57 114H58V113H57ZM60 114H61V113H60ZM60 114H59V115H60ZM63 114H64V113H62V115H63ZM83 114H84V113H82V115H83ZM126 114H127V113H126ZM170 114H171V112H170ZM173 114H175V113H173ZM197 114H198V113H197ZM233 114H234V113H233ZM253 114H254V112H253ZM21 115L24 116V114H21ZM30 115H31V114H30ZM39 115L42 116L43 114L41 115V114L39 113ZM51 115H52V114H51ZM95 115H96V114H95ZM101 115H102V114H101ZM129 115H130V114H129ZM151 115H152V114H150V116H151ZM175 115H176V114H175ZM191 115H192V114H191ZM230 115H232V113H231ZM18 116H19V114H18ZM18 116H17V117H18ZM25 116H26V115H25ZM47 116H48V115H47ZM47 116H46V117H47ZM49 116H50V114H49ZM60 116H61V115H60ZM89 116H90V115H89ZM154 116L157 117V119H160V120H161V117L158 118L159 115H154ZM176 116H177V115H176ZM199 116H200V114H199ZM208 116H209V115H208ZM250 116H251V115H250ZM35 117H36V116H35ZM50 117H52V116H50ZM63 117H64V115H63ZM67 117H68V116H67ZM90 117H91V116H90ZM130 117H131V116H130ZM171 117H172V116H171ZM211 117H212V116H211ZM214 117H215V116H214ZM214 117H213V118H214ZM232 117H233V116H232ZM41 118L43 119V117H41ZM41 118H40V119H41ZM58 118H61V119L63 120L62 117H59V116H58L57 119H58ZM64 118H65V117H64ZM84 118H85V117H84ZM101 118H102V117H101ZM108 118H110V117H108ZM108 118H107V119H108ZM112 118H114V117H112ZM137 118H138V117H137ZM182 118H184V117H182ZM189 118H190L191 120H193L191 116H190ZM189 118L187 117V120H189ZM194 118L197 119L195 116H194ZM236 118L240 119V117H236ZM236 118H235V119H236ZM241 118H242V117H241ZM243 118H244V117H243ZM249 118H250V117H249ZM11 119H12V118L10 117V118H9V121H10ZM26 119H27V118H26ZM40 119L36 117V119H31L29 123H30V125H31V127H32L33 132H34L35 134H37V136L40 138V141H41L43 144H45L46 146L51 147L52 144H53V141H52V138L50 137L49 129L47 130V128H45V125L41 123ZM52 119H53V117H52ZM52 119L50 118V120H52ZM98 119H99V118H98ZM107 119H105V120H107ZM148 119H149V118H147V121H148ZM168 119H169V118H167V121H168ZM174 119H175V118H174ZM198 119H199V118H198ZM200 119H201V117H200ZM204 119H205V118H204ZM235 119H234V120H235ZM238 119H237V122H239ZM17 120H18V119H17ZM27 120H28V119H27ZM27 120H26V121H27ZM53 120L56 121L55 119H53ZM58 120H60V119H58ZM90 120H91V119H90ZM115 120H117V119L115 118ZM150 120H151V119H150ZM164 120H165V119H164ZM187 120H186V121H187ZM214 120H215V119H214ZM218 120H219V119H218ZM9 121H8V122H9ZM14 121H15V119H14ZM70 121H71V120L69 119V123H70ZM136 121H137V120H136ZM136 121H135V122H136ZM147 121L143 120V123H146ZM162 121H163V120H162ZM240 121H241V120H240ZM261 121H262V120H261ZM11 122H13V121H11ZM11 122H10V123H11ZM24 122H25V121H23V123H24ZM43 122H44V121H43ZM60 122H61V120H60ZM91 122H92V120H91ZM113 122H114V121H113ZM148 122H149V121H148ZM164 122H165V121H164ZM172 122H173V121H172ZM187 122H188V121H187ZM189 122H190V121H189ZM191 122H192V121H191ZM191 122H190V125H191ZM257 122H258V121H257ZM15 123H16V122H15ZM105 123H106V122H105ZM109 123H110V122H109ZM115 123H116V122H115ZM138 123H139V120H138ZM141 123H142V122H141ZM165 123H166V122H165ZM229 123H230V122H229ZM242 123L244 124V121H243ZM242 123H241V124H242ZM261 123H262V122H261ZM56 124H57V122L55 123V125H56ZM93 124H94V123H93ZM111 124H112V123H111ZM116 124H117V123H116ZM166 124H168V123H166ZM170 124H171V122H170ZM177 124H178V123H177ZM180 124H181V122H180ZM180 124H178V125H180ZM205 124H206V123H205ZM237 124H238V123H237ZM243 124H242V125H243ZM247 124H248V123H247ZM250 124H251V123H250ZM1 125H2V124H1ZM14 125H15V124H14ZM19 125H20V124H19ZM64 125H67V124H64ZM69 125H70V124H69ZM94 125H95V124H94ZM96 125H97V124H96ZM96 125H95L94 127H96ZM114 125H115V124H114ZM143 125H144V124H143ZM178 125H177V126H178ZM185 125H186V124H185ZM208 125H209V124H208ZM212 125H213V124H212ZM248 125H249V124H248ZM248 125H247V126H248ZM15 126H16V125H15ZM24 126H25V124H24ZM24 126H23V127H24ZM49 126H50V124H49ZM118 126H119V125H118ZM134 126H135V124H134ZM180 126H181V125H180ZM215 126H216V125H214V127H215ZM1 127H2V126H1ZM1 127H0V128H1ZM3 127H4V126H3ZM20 127H21V126H20ZM20 127H19V128H20ZM31 127H30V128H31ZM121 127H122V126H121ZM184 127H185V126H184ZM216 127H217V126H216ZM218 127H219V126H218ZM240 127H241V126H240ZM254 127H256V126H254ZM24 128H26V127H24ZM54 128H55V127H54ZM127 128H128V127H127ZM137 128H138V127H137ZM150 128H151V127H150ZM182 128H183V124H182V126H181V129H182ZM245 128H246V127H245ZM50 129H51V128H50ZM103 129H104V127H103ZM138 129H141V127L138 128ZM181 129L178 128V129H176V130H181ZM185 129H186V128H185ZM258 129H259V128H258ZM260 129H261V128H260ZM260 129H259V130H260ZM27 130H28V129H27ZM53 130H54V129H53ZM53 130H52V131H53ZM61 130H62V129H61ZM77 130H78V129H77ZM98 130H99V129H98ZM105 130H106V129H105ZM105 130H104V131H105ZM112 130H113V129H112ZM112 130H111V132H113ZM182 130H183V129H182ZM216 130H218V129H216ZM220 130H221V129H220ZM238 130H241V128L238 129ZM248 130H250V129H248ZM252 130H253V128H252ZM4 131H6V130H4ZM4 131H3V132H4ZM24 131L26 132V129H25ZM62 131H65V130H62ZM93 131H94V130H93ZM126 131H127V130H126ZM137 131H138V130H137ZM140 131H141V130H140ZM154 131H155V130H154ZM172 131H173V130H172ZM188 131H189V130H188ZM244 131H245V130H244ZM244 131H243V132H244ZM261 131H262V130H261ZM263 131H264V130H263ZM3 132H2V133H3ZM54 132H55V130H54ZM56 132H57V131H56ZM56 132H55V133H56ZM58 132H59V131H58ZM78 132H79V131H78ZM127 132H130V131H127ZM142 132H143V130L141 131V134H144V133H142ZM156 132H158V130H157ZM180 132H182V131H180ZM186 132H187V131H186ZM186 132H185V133H186ZM225 132H226V131H225ZM243 132H241L240 134H242ZM251 132H252V131H251ZM253 132H254V130H253ZM6 133H7V132H6ZM27 133H29V132H27ZM27 133H26V136H27ZM55 133H54V134H55ZM99 133H100V132H99ZM105 133H106V132H105ZM182 133H183V132H182ZM185 133H184V134H185ZM209 133H210V132H209ZM220 133H221V132H220ZM223 133H224V132H223ZM223 133H222V134H223ZM245 133H246V132H245ZM254 133H255V132H254ZM263 133H264V132H263ZM7 134H8V133H7ZM7 134H6V136H7ZM12 134H13V133H12ZM56 134H57V136H58V133H56ZM110 134H111V133H110ZM115 134H116V133H115ZM129 134H130V133H129ZM136 134H137V132H136ZM136 134H135V135H136ZM188 134H189V133H188ZM210 134H211V133H210ZM210 134H209V135H210ZM225 134H226V133H225ZM227 134H228V133H227ZM250 134H251V133H250ZM23 135H24V134H23ZM74 135H76V134L74 133ZM86 135H87V134H86ZM99 135H100V134H99ZM130 135H131V134H130ZM132 135H133V134H132ZM181 135H182V134H181ZM185 135H186V134H185ZM229 135H231V134H229ZM246 135H247V133H246ZM255 135H256V134H254V136H255ZM1 136H2V135H1ZM11 136H12V135H11ZM97 136H98V134H97ZM105 136H107V135L105 134ZM110 136H111V135H110ZM124 136H125V134H124ZM136 136H137V135H136ZM139 136H140V135H139ZM139 136H137L136 139H139ZM143 136H145V135H143ZM168 136H169V135H168ZM182 136H183V135H182ZM210 136H211V135H210ZM238 136H239V135H238ZM254 136H252V137L254 138ZM259 136H261V135H259ZM259 136H258V137H259ZM2 137H3V136H2ZM9 137H10V136H9ZM9 137H8V138H9ZM19 137H20V136H19ZM24 137H25V136H24ZM27 137H28V136H27ZM52 137H53V136H52ZM67 137L69 138V135H68ZM83 137H84V136H83ZM130 137L132 138V136H130ZM205 137H206V136H205ZM208 137H209V136H208ZM233 137H234V136H233ZM233 137H232V138H233ZM239 137H240V136H239ZM261 137H262V136H261ZM10 138H11V137H10ZM10 138H9V139H10ZM28 138L30 139V137H28ZM70 138H71V137H70ZM70 138H69V139H70ZM84 138H85V137H84ZM92 138H93V137H91L90 139H92ZM120 138H121V136H120ZM120 138H118V139H120ZM134 138H135V136L133 135V139H134ZM143 138H144V137H143ZM145 138H146V137H145ZM182 138H183V137H182ZM182 138H180V139H182ZM211 138H213V137H211ZM23 139H24V138H23ZM76 139H77V138H76ZM90 139H89V140H90ZM106 139H107V142H108V138H106ZM110 139H111V138H110ZM124 139H125V138H124ZM126 139H128V138H126ZM200 139H201V138H200ZM215 139H216V138H215ZM218 139H219V137H218ZM243 139H244V138H243ZM1 140H2V139H1ZM3 140H5V139H3ZM3 140H2V142H3ZM10 140H11V139H10ZM84 140H85V139H84ZM143 140H144V139H143ZM149 140H150V138H149ZM169 140H170V139H169ZM182 140H183V139H182ZM196 140H197V139H196ZM201 140H202V139H201ZM248 140H249V139H248ZM257 140H258V139H257ZM262 140H263V139H262ZM12 141H13V140H11V142H12ZM31 141H32V139H31ZM67 141H68V140H67ZM67 141H65V138L63 139V142H64V143L67 142ZM104 141H105V140H104ZM126 141H127V140H126ZM170 141H171V140H170ZM203 141H205V140H203ZM222 141H223V140H222ZM245 141H246V140H245ZM2 142H0V143H2ZM13 142H14V141H13ZM23 142H24V140H23ZM25 142H26V141H25ZM25 142H24V143H25ZM29 142H30V140H29ZM61 142H62V141H61ZM61 142H60V144H62ZM70 142H72V141L69 140L68 143H70ZM154 142H155V141H154ZM184 142H185V141H184ZM201 142H202V141H201ZM208 142H209V140H208ZM210 142H211V141H210ZM218 142H219V141H218ZM224 142H225V141H224ZM4 143H5V142H4ZM6 143H8V142H6ZM38 143H39V142H38ZM54 143H55V142H54ZM77 143H78V141H77ZM86 143H87V142H86ZM151 143H152V142H151ZM192 143H193V142H192ZM250 143H251V142H250ZM2 144H3V143H2ZM27 144H28V143H27ZM27 144L25 143L24 145H27ZM40 144H41V143H40ZM65 144H66V143H65ZM108 144H109V143H108ZM110 144H111V143H110ZM136 144H137V143H136ZM158 144H160V142H158ZM206 144H207V143H206ZM209 144H210V143H209ZM218 144H219V143H218ZM242 144H243V143H242ZM242 144H241V146H242ZM251 144H252V143H251ZM14 145H15V143H14ZM14 145H11V146H14ZM56 145H57V143H56ZM134 145H135V144H134ZM185 145H187V144H185ZM185 145H184V146H185ZM192 145H193V144H192ZM192 145H190V147H191ZM248 145H249V144H248ZM248 145H247V146H248ZM8 146H9V145H8ZM41 146H42V145H41ZM65 146H66V145H65ZM67 146H68V145H67ZM91 146H92V145H91ZM91 146H90V147H91ZM139 146H140V145H139ZM150 146H151V145H149V147H150ZM154 146H156L155 149L157 150V145L155 144ZM193 146H194V145H193ZM247 146H246V147H247ZM251 146H252V145H251ZM251 146H250L249 148H251ZM259 146H261V145H259ZM0 147H2V145H0ZM16 147L18 148V147H20V146H16ZM26 147H27V146H25V149H26ZM35 147H36V149H37V148L40 147V146H39V144H38V147H37V146H35ZM57 147H58V145H57ZM147 147H148V146H147ZM221 147H222V146H221ZM246 147H245V148H246ZM261 147H262V146H261ZM4 148H5V147H4ZM22 148H23V147H22ZM22 148H21V149H22ZM40 148H41V147H40ZM43 148H44V147H43ZM58 148H60V147H58ZM91 148H92V147H91ZM152 148H153V147H152ZM193 148H194V147H193ZM193 148L191 147V151L193 150ZM214 148H215V147H214ZM222 148H223V147H222ZM263 148H264V146H263ZM263 148H262V150H263ZM9 149H12V148H9ZM54 149H55V148H54ZM62 149H64V148H62ZM104 149H105V147H104ZM108 149H109V148H108ZM153 149H154V148H153ZM189 149H190V148H189ZM38 150H39V153H40V149H39V148H38ZM95 150H96V149H95ZM97 150H98V149H97ZM100 150H101V149H100ZM100 150H98V151H100ZM130 150H131V149H130ZM132 150H133V147H132ZM146 150H147V149H146ZM178 150H180V149H178ZM178 150H177V153H178ZM195 150L197 151V149H195ZM214 150H215V149H214ZM226 150H228V149H226ZM251 150H252V149H251ZM24 151H25V150H24ZM24 151H23V152H24ZM78 151H79V150H78ZM189 151H190V150H189ZM189 151L187 152L188 154H189ZM13 152H14V151H13ZM13 152H12V153H13ZM16 152H17V151H15V153H16ZM18 152H19V151H18ZM20 152H21V151H20ZM35 152H36V151H35ZM102 152H103V151H102ZM109 152H110V151H109ZM126 152H127V151H126ZM154 152H155V151H154ZM164 152H165V151H164ZM220 152H221V149H220ZM255 152H256V151H255ZM12 153H11V154H12ZM44 153H45V152H44ZM111 153L113 154L112 151H111ZM142 153H143V151H142ZM156 153H157V151H156ZM187 153H186V154H187ZM197 153H198V151H197ZM221 153H222V152H221ZM223 153H224V152H223ZM229 153L231 154V152H229ZM25 154H26V152H25ZM35 154H36V153H35ZM42 154H43V153H42ZM42 154H40V155H42ZM70 154H71V153H70ZM133 154H134V152H133ZM159 154H160V151H159ZM166 154H167V152H165V155H164V156H166ZM178 154H179V153H178ZM181 154H182V151H181ZM181 154H180V155H181ZM188 154H187V155H188ZM199 154H200V152H199ZM225 154H226V153H225ZM3 155H4V154H3ZM13 155L15 156L14 153H13ZM43 155H44V154H43ZM45 155H46V154H45ZM53 155H54V156H57V154H53ZM72 155H73V154H72ZM85 155H86V154H85ZM85 155H84V156H85ZM125 155H126V154H125ZM125 155L123 154V156H125ZM127 155H128V153H127ZM162 155H163V153H162ZM175 155H176V154H175ZM180 155H179V156H180ZM190 155H191V154H190ZM190 155H189V157H190ZM203 155H204V154H203ZM228 155H229V154H227V156H228ZM231 155H232V154H231ZM244 155H245V154H244ZM247 155H248V154H247ZM260 155H261V154H260ZM11 156H12V155H11ZM20 156H23V155H19V157H20ZM59 156H60V155H59ZM75 156H76V154H75ZM75 156H74V157H75ZM78 156H79V155H78ZM106 156H107V152H106ZM106 156H104V157H106ZM128 156H129V155H128ZM164 156H163V157H164ZM177 156H178V155H177ZM191 156H192V155H191ZM23 157H24V156H23ZM60 157H61V156H60ZM81 157H82V156H81ZM81 157H80V158H81ZM93 157H94V156H93ZM100 157H101V156H100ZM104 157H103V158H104ZM132 157H134V156H132ZM169 157H170V156H169ZM172 157H173V156H172ZM187 157H188V156H187ZM196 157H197V156H196ZM9 158H10V157H9ZM9 158H8V159H9ZM25 158H26V157H25ZM88 158H89V157H88ZM94 158H95V157H94ZM103 158H102V159H103ZM127 158H129V157H127ZM134 158H135V157H134ZM150 158H151V157H150ZM165 158H166V157H165ZM10 159H11V158H10ZM12 159H14V158L12 157ZM20 159H21V158H20ZM22 159H23V158H22ZM61 159H62V158H61ZM70 159H71V158H70ZM77 159H78V158H77ZM95 159H96V158H95ZM166 159H167V158H166ZM173 159H176V160H177L178 158H173ZM24 160H25V159H24ZM24 160H23V161H24ZM58 160H59V159H58ZM65 160H66V159H65ZM80 160H81V159H80ZM103 160H105V158H104ZM168 160H169V158H168ZM178 160H179V159H178ZM178 160H177V161H178ZM198 160H199V159H198ZM17 161H18V160H17ZM17 161H16V162H17ZM20 161H21V160H20ZM72 161H74V159H73ZM112 161H113V160H112ZM149 161H150V159H149ZM171 161H172V159H171ZM200 161H201V160H200ZM239 161H240V160H239ZM244 161H245V160H244ZM248 161H249V160H248ZM93 162H94V161H93ZM102 162H103V161H102ZM138 162H139V161H138ZM208 162H209V159H208ZM215 162H216V161H215ZM21 163H22V161H21ZM100 163H101V162H100ZM100 163H99V164H100ZM107 163H108V162H107ZM113 163H114V162H113ZM125 163H126V162H125ZM143 163H146V162L143 161ZM147 163H149V162H147ZM6 164H7V163H6ZM58 164H59V162H58ZM70 164H71V163H70ZM108 164H109V163H108ZM121 164H122V162H121ZM126 164H127V163H126ZM134 164H137V163H134ZM134 164H133V165H134ZM179 164H180V163H179ZM214 164H216V168H218V167H217V163H213V166H214ZM30 165H31V164H30ZM59 165H61V164H59ZM74 165H75V163H74ZM101 165H102V164H101ZM104 165L106 166V164H104ZM104 165H103V166H104ZM115 165H116V161H115ZM115 165H111V166H114L113 168H116L117 165H116V166H115ZM119 165H120V164H119ZM129 165H130V164H129ZM129 165H126V166L128 167V170H129ZM133 165L131 164V167H132ZM146 165H147V164H146ZM180 165H182V164H180ZM206 165H208V164H206ZM238 165H239V164H238ZM62 166H63V165H61V167H62ZM243 166H244V165H243ZM7 167L10 168V166H8V165H7ZM31 167H32V166H31ZM57 167H58V166H57ZM91 167H92V166H91ZM120 167H121V166H120ZM135 167H138V168H139V166H135ZM135 167H134V168H135ZM140 167H142V166H140ZM177 167H178V166H177ZM183 167H184V166H183ZM22 168H23V166H22ZM64 168L66 169V168H68V167H65V166H64ZM64 168H63V169H64ZM75 168H76V167H75ZM92 168L97 170V168H94V167H92ZM106 168H108V165H107ZM111 168H112V167H111ZM157 168H158V165H157ZM161 168H162V167H161ZM161 168H160V169H161ZM220 168H221V167H220ZM238 168H239V167H238ZM262 168H263V167H262ZM7 169H8V168H7ZM34 169H36V171H37V168H33V172H35V174H37V172L34 171ZM118 169H119V168H118ZM125 169H126V168H125ZM142 169H144V168H141V170H142ZM147 169H148V168H147ZM162 169H163V168H162ZM178 169H179V168H178ZM204 169H205V168H204ZM239 169H240V168H239ZM263 169H264V168H263ZM66 170H67V169H66ZM71 170H72L71 172H73V168H72ZM74 170H75V171H77V170L79 171L80 169H77V170L74 169ZM82 170H84V169H82ZM86 170H87V169H86ZM104 170H105V168H104ZM107 170H108V169H107ZM119 170H120V169H119ZM141 170H139V171H141ZM156 170H157V169H156V167H155V170H154V171H156ZM228 170H229V169H228ZM228 170H227V171H228ZM55 171H56V169H55ZM67 171H69V170H67ZM90 171H92V169H91ZM90 171H88V173H89ZM105 171H106V170H105ZM129 171H130V170H129ZM129 171H128V172H129ZM143 171H144V170H143ZM143 171H141L142 174H143ZM163 171H164V170H163ZM178 171H179V170H178ZM178 171H175V172H178ZM181 171H182V170H181ZM243 171H244V170H243ZM3 172H4V171H3ZM11 172H13V171H11ZM14 172H15V170H14ZM29 172L31 173L32 171H29ZM58 172H59V171H57V173H58ZM82 172H83V171H82ZM92 172L95 173V170H93ZM106 172H107V171H106ZM114 172H115V170H114L112 173H114ZM128 172L126 171V173H128ZM141 172H140V174H141ZM173 172H174V171H173ZM207 172H208V171H207ZM212 172H213V171H212ZM228 172H229V171H228ZM244 172H245V171H244ZM263 172H264V170H263ZM263 172H262V173H263ZM43 173H44V171L42 172V174H43ZM79 173H80V172H79ZM83 173H84V172H83ZM83 173H82V174H83ZM99 173H100V171H99ZM148 173H149V172H148ZM150 173H151V172H150ZM156 173H157V171H156ZM186 173H187V172H186ZM214 173H215V172H214ZM245 173L248 174L247 172H245ZM33 174H34V173H33ZM82 174H80V175H82ZM107 174H109V173L107 172ZM117 174H118V173H117ZM133 174H134V173H133ZM144 174H145V172H144ZM154 174H155V173H154ZM209 174L211 175V172H210ZM215 174H217V173H215ZM215 174H214V175H215ZM235 174H236V173H235ZM235 174H233L234 177H235ZM241 174H242V173H241ZM5 175H6V172H5ZM9 175H10V174H9ZM57 175H58V174H57ZM67 175H68V174H66V177H67ZM70 175H71V174H70ZM109 175H110V174H109ZM128 175H130V174H128ZM212 175H213V174H212ZM223 175H224V174H223ZM243 175H244V174H243ZM6 176H7V175H6ZM6 176L3 175V177H5V178H6ZM11 176H12V174H11ZM14 176H17V175L15 174ZM14 176H13V177H14ZM45 176H46V175H45ZM47 176H48V175H47ZM47 176H46V177H47ZM55 176H56V175H55ZM71 176H72V175H71ZM104 176H105V173H104ZM104 176H103V177H104ZM135 176H136V174H135ZM137 176H138V175H137ZM147 176L149 177V175H147ZM152 176H153V175H152ZM157 176H160V174H159V175L157 174ZM216 176H217V175H215V177H216ZM237 176H238V175H236V177H237ZM17 177H18V176H17ZM43 177H44V176L42 175V178H43ZM53 177H54V175H53ZM64 177H65V176H64ZM66 177H65V178H66ZM113 177H115V175H114ZM113 177H112V178H113ZM117 177H119V176H117ZM153 177H154V176H153ZM165 177H167V176L165 175ZM205 177H206V176H205ZM208 177H209V176H208ZM245 177H247V176H245ZM253 177H254V176H253ZM258 177H259V176H258ZM26 178H27V177H26ZM51 178H52V176H51ZM59 178H60V177H59ZM123 178H125V176H124ZM216 178H217V177H216ZM254 178H255V177H254ZM256 178H257V177H256ZM263 178H264V177H263ZM9 179H11V178L8 177V180H9ZM23 179H24V178L22 177V180H23ZM52 179H53V178H52ZM55 179H56V178H55ZM94 179H95V178L93 177V180H92V181H94ZM107 179H108V178H107ZM119 179H120V178H119ZM128 179H130V176H129ZM151 179H152V178H151ZM205 179H206V178H205ZM218 179H219V178H218ZM234 179H235V178H234ZM238 179H239V178H238ZM12 180H13V178H12ZM14 180H15V179H14ZM100 180H101V179H100ZM113 180H114V179H113ZM167 180H168V179H167ZM236 180H237V178H236ZM254 180H255V179H254ZM10 181H11V180H10ZM61 181H62V180H61ZM125 181L128 182V183H129V186H130V182L127 181V180H125ZM132 181L135 182L136 180H133V179H132ZM146 181L148 182V180H146ZM159 181H160V178H159ZM180 181H181V180H180ZM217 181H218V180H217ZM231 181H233V180H231ZM255 181H256V180H255ZM0 182H1V181H0ZM12 182H13V181H12ZM96 182H99V181L96 180L95 183H96ZM101 182H103V181H101ZM134 182H133V184H134ZM171 182H172V181H171ZM171 182H169V183L171 184ZM188 182H190V181H188ZM210 182H211V181H210ZM223 182H224V180H223ZM226 182H227V181H226ZM226 182H225V183H226ZM240 182H241V181H240ZM5 183H6V180H5L4 184H5ZM59 183H60V182H59ZM104 183H105V181L103 182V184H104ZM136 183H137L136 186L139 185V182H136ZM163 183H164V182H163ZM252 183H253V182H252ZM13 184H14V183H13ZM13 184H12V185H13ZM61 184H62V183H61ZM63 184H64V183H63ZM89 184H90V183H88V185H89ZM99 184H100V183H99ZM103 184H101L102 186H101V185H100V186L103 187ZM115 184H117V182H116ZM124 184H125V183H124ZM177 184H178V183H177ZM216 184H218V183H216ZM221 184H222V182H221ZM244 184H245V182H244ZM246 184L249 185L248 182H247ZM8 185H9V184H8ZM8 185H5V186H8ZM14 185H15V184H14ZM66 185H67V184H66ZM90 185H91V184H90ZM109 185H111V184H109ZM109 185H108V186H109ZM126 185H127V184H126ZM134 185H135V184H134ZM140 185H141V184H140ZM152 185H153V184H152ZM152 185H151V186H152ZM189 185L191 186V184H189ZM212 185H213V184H212ZM247 185H246V186H247ZM254 185H255V184L253 183V186L251 185V187H254ZM256 185H257V184H256ZM256 185H255V187H256ZM15 186H16V185H15ZM23 186H24V185H23ZM26 186H27V185H26ZM97 186H98V185H97ZM97 186H96V188H97ZM129 186H128V187H129ZM151 186H150V187H151ZM263 186H264V184H263ZM263 186H262V187H263ZM18 187H19V186L17 185V189H16V190H19ZM21 187H22V186H21ZM109 187H110V186H109ZM109 187L106 186V189L109 188ZM118 187H119V184H118ZM153 187H154V185H153ZM213 187H214V186H213ZM216 187H217V186H216ZM220 187H222V186H220ZM233 187H234V186H233ZM8 188H11V187H8ZM19 188H20V187H19ZM37 188H38V187H37ZM39 188H40V187H39ZM60 188H62V186H61ZM99 188H100V187H99ZM103 188H104V187H103ZM124 188H125V186H124ZM130 188H131V187H130ZM130 188H129V189H130ZM151 188H152V187H151ZM193 188H194V187H193ZM257 188H258V187H257ZM263 188H264V187H263ZM67 189H68V188H67ZM122 189H123V188H122ZM131 189H132V188H131ZM134 189H135V188H134ZM138 189L140 190L141 188L138 187ZM159 189H160V188H159ZM185 189H186V188H185ZM112 190H113V188H112ZM112 190H110V191H112ZM165 190H166V189H165ZM167 190H168V189H167ZM193 190H194V189H193ZM0 191H1V190H0ZM10 191H11V189H10ZM10 191H9V192H10ZM12 191H13V190H12ZM55 191L57 192V190H55ZM64 191H65V190H64ZM104 191H105V190H104ZM108 191H109V190H108ZM110 191H109V192H110ZM113 191H116V189L113 190ZM128 191H131V190H128ZM128 191H127V193H128ZM140 191H141V190H140ZM160 191H162V190H160ZM160 191H159V192H160ZM195 191H196V190H195ZM5 192H8V191H5ZM17 192H19V191H17ZM47 192H48V191H47ZM95 192H96V191H95ZM155 192H156V191H155ZM159 192L157 191V192H156V195L159 194ZM167 192H169V191H167ZM191 192H192V190H191ZM230 192H231V191H230ZM54 193H55V192H54ZM57 193H59V192H57ZM77 193H79V192H77ZM100 193H101V192H100ZM124 193H125V192H124ZM137 193H138V192H137ZM142 193H143V191H142ZM170 193H171V192H170ZM193 193H194V192H193ZM214 193H215V192H214ZM257 193H258V192H257ZM1 194H4V192L1 193ZM5 194H6V193H5ZM8 194H9V193H8ZM13 194H14V193H13ZM15 194H16V192H15ZM20 194H21V192H20ZM113 194H114V193H113ZM125 194H126V193H125ZM134 194H135V192H134ZM195 194H196V192H195ZM221 194H222V193H221ZM55 195H56V193H55ZM66 195H67V194H66ZM74 195H75V193H74ZM130 195H131V194H130ZM146 195H147V194H146ZM226 195H227V194H226ZM5 196H6V195H5ZM5 196H4V197H5ZM7 196H8V195H7ZM30 196H32V195H30ZM78 196H79V194H78ZM99 196H100V195H99ZM128 196H129V195H128ZM135 196H137V195H135ZM138 196H139V195H138ZM204 196H205V195H204ZM236 196H237V195H236ZM18 197H19V196H18ZM50 197H51V196H50ZM58 197H59V195H58ZM108 197H109V196H108ZM126 197H127V196H126ZM147 197H148V196H146V198H147ZM150 197H152V196H150ZM8 198H9V197H8ZM13 198H14V197H13ZM80 198H81V197H80ZM109 198H111V197H109ZM130 198H131V197H130ZM144 198H145V197H144ZM165 198H166V197H165ZM201 198H202V197H201ZM207 198H208V197H207ZM236 198H237V197H236ZM240 198H241V196H240ZM4 199H5V198H4ZM14 199H16V198H14ZM57 199H58V198H57ZM69 199H70V198H69ZM77 199H79V197L76 198V200H77ZM122 199H123V198H122ZM128 199H129V198H128ZM138 199H139V198H138ZM167 199H168V198H167ZM8 200H10V199H8ZM16 200H17V199H16ZM16 200H13V201H16ZM58 200H59V199H58ZM101 200H102V199H101ZM109 200H110V199H109ZM113 200H114V199H113ZM145 200H146V199H145ZM147 200H148V198H147ZM184 200H185V199H184ZM241 200H242V199H241ZM17 201H18V200H17ZM55 201H57V200H55ZM129 201H130V200H129ZM134 201H135V200H134ZM136 201H138V200H136ZM221 201H222V200H221ZM247 201H248V200H247ZM249 201H250V200H249ZM263 201H264V200H263ZM9 202H12V201H8L7 204H10ZM39 202H40V201H39ZM57 202H58V201H57ZM79 202H80V201H79ZM109 202H110V201H109ZM131 202H132V200H131ZM138 202H139V201H138ZM148 202H149V201H148ZM228 202H229V201H228ZM242 202H243V200H242ZM242 202H241V203H242ZM250 202H251V201H250ZM250 202H249V204H250ZM1 203H2V202H1V200H0V218L6 220V221H8V222H9V221H12V222H13V221H14L13 216H11L10 214H8V212H7L8 210L6 211L5 207L2 206ZM5 203H6V201H5ZM17 203H18V202H17ZM17 203H16V205H17ZM36 203H37V202H36ZM41 203H42V202H41ZM41 203H40V204H41ZM53 203H54V202H53ZM90 203H93V201H90ZM113 203H114V202H113ZM127 203H128V202H127ZM152 203H153V201H152ZM152 203H151V204H152ZM185 203H186V201H185ZM20 204H21V203H20ZM83 204H84V203H83ZM217 204H218V203H217ZM225 204H226V203H225ZM242 204H243V203H242ZM242 204H241V207L243 206ZM251 204H252V203H251ZM54 205H55V204H53V206H54ZM71 205H73V204H71ZM143 205H144V204H143ZM160 205H161V204H160ZM185 205H186V204H185ZM246 205H247V202H246ZM12 206H13V205H12ZM30 206H31V203H30ZM85 206H86V205H85ZM93 206H94V205H93ZM109 206H110V205H109ZM124 206H125V205H124ZM144 206H145V205H144ZM150 206H151V205H150ZM152 206H154V205L152 204ZM186 206H187V205H186ZM186 206H185V207H186ZM225 206H226V205H225ZM225 206H224V207H225ZM248 206H251V205H248ZM253 206H254V204H253ZM253 206H252V207H253ZM22 207H23V206H22ZM42 207H43V206H42ZM66 207H67V206H66ZM75 207H76V206H75ZM147 207H148V206H147ZM215 207H216V206H215ZM229 207H230V206H229ZM243 207L245 208V206H243ZM8 208H9V207H8ZM23 208H24V207H23ZM23 208H22V209H23ZM31 208H32V207H31ZM143 208H144V207H143ZM153 208H155V207H153ZM156 208H157V207H156ZM212 208H213V207H212ZM220 208H222V207H220ZM253 208H254V207H253ZM100 209H102V208H100ZM105 209H106V208H105ZM105 209H104V210H105ZM145 209H146V208H145ZM213 209H214V208H213ZM226 209H227V208H226ZM226 209H224V210H226ZM233 209H234V208H232V210H233ZM24 210H25V208H24ZM57 210H58V209H57ZM57 210H56V211H57ZM69 210H71V209H69ZM86 210H87V208H86ZM224 210H222V211H224ZM229 210H231V209H229ZM237 210H238V209H237ZM33 211H34V208H33ZM54 211H55V210H54ZM58 211H59V210H58ZM89 211H91V210H89ZM227 211H228V210H227ZM227 211H226V212H227ZM36 212H37V211H36ZM115 212H116V211H115ZM262 212H263V211H262ZM159 213H160V212H159ZM159 213H158V214H159ZM224 213H225V212H224ZM239 213H241V211H239ZM263 213H264V212H263ZM263 213H262V214H263ZM38 214H39V213H38ZM58 214H59V212H58ZM92 214H93V212H92ZM151 214H152V213H151ZM219 214H220V213H219ZM225 214H226V213H225ZM225 214H224V215H225ZM241 214H243V213H241ZM27 215H28V211H27ZM29 215H30V213H29ZM31 215H32V214H31ZM31 215H30V216H31ZM88 215H89V214H88ZM153 215H154V213H153ZM153 215H152V216H153ZM183 215H184V214H183ZM224 215H223V216H224ZM251 215H252V213H251ZM136 216H137V215H136ZM160 216H161V215H160ZM175 216H176V215H175ZM253 216H254V215H253ZM15 217H17V216H15ZM98 217H99V216H98ZM122 217H123V216H122ZM176 217H177V216H176ZM225 217H226V216H225ZM228 217H229V216H228ZM255 217H256V214H255ZM255 217H253V218H255ZM148 218H150V217H148ZM237 218H239V217H237ZM253 218H251V219H253ZM178 219H179V218H178ZM230 219H231V218H230ZM239 219H240V218H239ZM241 219H242V218H241ZM243 219H244V218H243ZM257 219H258V218H257ZM86 220H88V219H86ZM149 220H150V219H149ZM153 220H154V219H153ZM228 220H229V219H228ZM228 220L226 221L227 223L229 222ZM96 221H98V219H97ZM128 221H129V220H128ZM146 221H148V220L146 219ZM251 221H252V220H251ZM251 221H250V223H251ZM254 221H255V220H254ZM254 221H253V222H254ZM12 222H11V223H12ZM14 222H15V221H14ZM14 222H13V223H14ZM18 222H19V221H18ZM20 222H21V221H20ZM73 222H74V221H73ZM85 222H86V221H85ZM160 222H162V221L160 220ZM198 222H199V221H197V223H198ZM230 222H231V221H230ZM263 222H264V221H263ZM98 223H99V222H98ZM156 223H157V222H156ZM197 223H196V224H193L192 226H193V227H197ZM199 223H200V222H199ZM260 223H262V222H260ZM2 224H3V223H2ZM101 224H102V223H101ZM172 224H173V223H172ZM0 225H1V223H0ZM30 225H31V224H30ZM30 225H28V226H30ZM108 225H109V224H108ZM129 225H130V224H129ZM194 225H196V226H194ZM198 225H199V224H198ZM229 225H230V224H228V226H229ZM231 225H232V224H231ZM239 225H240V223H239ZM241 225H242V224H241ZM262 225H263V224H262ZM14 226H15V225H14ZM31 226H32V225H31ZM31 226H30V227H31ZM201 226H202V225H201ZM213 226H214V225H213ZM224 226H225V225H224ZM250 226H251V225H250ZM89 227H90V226H89ZM163 227H165V226H163ZM258 227H259V226H258ZM262 227H263V226H262ZM32 228H33V226H32ZM101 228H102V227H101ZM202 228H203V227H202ZM202 228H201V229H202ZM221 228L223 229V226H221ZM225 228H226V227H225ZM225 228H224V229H225ZM40 229H41V227H40ZM117 229H118V228H117ZM190 229H191V227H190ZM214 229H215V228H214ZM214 229H213V230H214ZM92 230H93V229H92ZM193 230H194V229H193ZM193 230H192V231H193ZM198 230H200V229L198 228ZM230 230H233V226H232V229H230ZM7 231H8V230H7ZM7 231H6V232H7ZM22 231H23V230H22ZM41 231H42V230H41ZM194 231H195V230H194ZM196 231H197V230H196ZM201 231H202V230H200V233H201ZM223 231H224V230H223ZM233 231H234V230H233ZM240 231H241V230H240ZM253 231H255V230H253ZM259 231H260V230H259ZM8 232H10V231H8ZM8 232H7V233H8ZM26 232H27V230H26ZM44 232H45V231H44ZM95 232H96V231H95ZM255 232H256V231H255ZM33 233H34V232H33ZM71 233H73V231H71ZM200 233H199V234H200ZM215 233H216V231H215ZM217 233H218V231H217ZM35 234H36V233H35ZM46 234H47V233H46ZM46 234H45V235H46ZM50 234H51V233H50ZM75 234H77V233H75ZM78 234H79V233H78ZM247 234H248V233H247ZM0 235H1V234H0ZM53 235H54V234H53ZM53 235H52V236H53ZM97 235L101 237L102 234H101V235L97 234ZM183 235H184V234H183ZM196 235H197V234H196ZM168 236H169V237H172V235H168ZM251 236H252V234H251ZM72 237H73V236H72ZM133 237H134V236H133ZM199 237H200V236H199ZM253 237H255V236H253ZM18 238H20V237H18ZM22 238L24 239V237H22ZM22 238H21V239H22ZM165 238H166V237H165ZM213 238H214V237H213ZM23 239H22V240H23ZM34 239H36V238H34ZM47 239H48V237H47ZM53 239H55L54 236H53ZM132 239H133V238H132ZM174 239H175V238H174ZM178 239H179V238H178ZM12 240H13V239H12ZM36 240H37V239H36ZM171 240H173V238H172ZM179 240L182 241V239H179ZM216 240H218V239L216 238ZM220 240H221V239H220ZM223 240H224V239H223ZM9 241H10V240H9ZM37 241H38V240H37ZM40 241H41V240H39V242H40ZM48 241H49V240H48ZM52 241H53V240H52ZM55 241H56V239H55ZM55 241H53V242L55 243ZM133 241H135V240H133ZM194 241H196V240H194ZM218 241H219V240H218ZM242 241H243V239H242ZM14 242H15V241H14ZM34 242H35V240H34ZM39 242H38V244H39ZM58 242H59V241H58ZM135 242H136V241H135ZM140 242H141V240H140ZM184 242H185V241H184ZM35 243H37V242H35ZM93 243H94V242H93ZM138 243H139V242H138ZM190 243H193V242H192V241H191V242L188 241V244H189V245H190ZM206 243H207V242H206ZM221 243H222V242H221ZM263 243H264V242H263ZM38 244H36V245H38ZM166 244H167V243H166ZM183 244H184V243H183ZM188 244H187V245H188ZM217 244H219V242H218ZM7 245H8V244H7ZM55 245H56V244H55ZM167 245H168V244H167ZM180 245H181V243H179V246H180ZM199 245H200V244H199ZM214 245H215V242H214ZM214 245H213V248L216 247V246H214ZM42 246L44 247L45 245H42ZM42 246H40V247H42ZM56 246H57V245H56ZM145 246L147 247V245H145ZM145 246H144V247H145ZM168 246H171V245H168ZM181 246H182V245H181ZM209 246H212V245H209ZM219 246H221V248H220V247H218V248H220V250H222V249H223V248H222V245H219ZM35 247H37V246H35ZM43 247H42V248H43ZM46 247L48 248V246H46ZM191 247H192V246H191ZM49 248H50V247H49ZM49 248H48V249H49ZM57 248H58V247H57ZM61 248H63V247H61ZM113 248H114V245H113ZM187 248H188V247H187ZM227 248H228V247H227ZM183 249H184V248H183ZM185 249H186V248H185ZM244 249H245V248H244ZM37 250H38V249H37ZM63 250H65V249H63ZM102 250H103V249H102ZM162 250H163V249H162ZM188 250H189V249H188ZM190 250H191V248H190ZM192 250H193V249H192ZM196 250H197V249H196ZM217 250H218V249H217ZM241 250H243V247L241 248ZM153 251H154V249H153ZM184 251H185V250H184ZM243 251H244V250H243ZM13 252H14V249H13ZM20 252H21V251H20ZM54 252H55V251H54ZM154 252H155V251H154ZM163 252L165 253V251H162V254H164ZM192 252H193V251H192ZM14 253H15V252H14ZM41 253H43V252H41ZM46 253H47V252H46ZM120 253H121V252H120ZM120 253H119V254H120ZM188 253H189V252H188ZM228 253H230V252H228ZM226 254H227V252H226ZM236 254H238V252H237ZM249 254H250V253H249ZM11 255H12V254H11ZM110 255H111V254H110ZM202 255H203V254H202ZM241 255H242V253H241ZM253 255H254V254H252V256H253ZM59 256H60V255H59ZM78 256H79V255H78ZM122 256H123V255H122ZM165 256H166V253H165ZM167 256H168V254H167ZM167 256H166V257H167ZM237 256H239V254H238ZM3 257H4V256H3ZM3 257H2V258H3ZM64 257H65V256H64ZM110 257H111V256H110ZM190 257H191V256H190ZM230 257H232V256H230ZM256 257H257V256H256ZM22 258H23V257H22ZM62 258H63V257H62ZM162 258H163V256H162ZM214 258H215V257H212V259L215 261ZM222 258H223V257H222ZM15 259H16V258H15ZM17 259H18V258H17ZM17 259H16V260H17ZM74 259H75V257H74ZM111 259H112V258H111ZM159 259H161V257H160ZM220 259H221V258H220ZM260 259H261V258H259V260H260ZM23 260H24V259H23ZM125 260H126V259H125ZM234 260H235V258H234ZM234 260H233V263H234ZM254 260H255V259H253L252 261H254ZM13 261H14V260H13ZM77 261H78V260H77ZM226 261H227V260H226ZM241 261H242V260H241ZM252 261H251V263H252ZM255 261H256V260H255ZM260 261H261V260H260ZM3 262H4V261H3ZM10 262H11V261H10ZM17 262H18V261H17ZM94 262H95V261H94ZM126 262H127V261H126ZM163 262H164V261H163ZM165 262H166V260H165ZM199 262L201 263V261H199ZM237 262H238V259H237ZM12 263H13V262H12ZM18 263H19V262H18ZM50 263H51V262H50ZM118 263H119V262H118ZM120 263H122V262H120ZM120 263H119V264H120ZM223 263H224V262H223ZM249 263H250V261H249ZM255 263H257V262H255ZM260 263H261V262H260ZM2 264H3V263H2ZM7 264H8V263H7ZM9 264H11V263H9ZM16 264H17V263H16ZM21 264H22V262H21ZM122 264H123V263H122ZM124 264H125V263H124ZM165 264H166V263H165ZM202 264H203V263H202ZM252 264H254V262H253ZM258 264H259V263H258Z\"/></svg>",
  "mask_w": 264,
  "mask_h": 264
}]
</instances>
